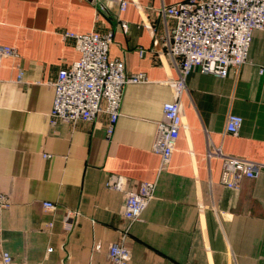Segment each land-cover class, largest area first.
I'll list each match as a JSON object with an SVG mask.
<instances>
[{"label": "crops", "instance_id": "crops-1", "mask_svg": "<svg viewBox=\"0 0 264 264\" xmlns=\"http://www.w3.org/2000/svg\"><path fill=\"white\" fill-rule=\"evenodd\" d=\"M118 1L0 0V46L19 54L0 59V191L10 199L0 210V254L42 264H108V246L127 225L123 192L105 185L120 174L128 189L155 183L129 228L130 264H264V169L231 189L220 183V158L207 157L208 147H217L264 162V27L253 32L247 61L224 78L199 70L186 76L182 126L171 161L159 170L151 150L155 122L163 102L175 98L178 72L163 43L173 22L154 10L183 0H127L124 10ZM108 30V58L123 59L128 72H143L147 81L125 86L110 137L104 114L51 125V82L80 56L61 32ZM228 113L243 118L237 134L225 132ZM46 200L57 208L43 207ZM73 210L74 227L65 221Z\"/></svg>", "mask_w": 264, "mask_h": 264}, {"label": "built area", "instance_id": "built-area-1", "mask_svg": "<svg viewBox=\"0 0 264 264\" xmlns=\"http://www.w3.org/2000/svg\"><path fill=\"white\" fill-rule=\"evenodd\" d=\"M124 10L127 0H119ZM156 15L166 24L163 43L167 54L176 66L178 78L173 79L175 98L162 104V115L155 122L151 150L159 154V170L165 169L171 161L179 131L182 126L180 93L185 86L186 76L199 70L218 77H225L231 69H237L248 59L252 34L264 27V0H183L156 8ZM126 31L128 24L120 22ZM155 27H152L153 34ZM63 39H72L79 51V58L59 69L51 82L54 97L48 120L51 125L57 121H94L98 115L107 118L106 135L112 136L121 115V103L127 84L147 81L145 73H131L126 70L123 59L108 58V47L112 42L113 31L75 33L61 32ZM141 54L144 52L140 50ZM15 47L0 46V59L18 56ZM263 69H260L262 72ZM17 81L23 73L20 69ZM243 118L228 113L225 132L237 134ZM46 154H44L45 156ZM216 156L221 160L220 183L231 189H238L245 178H256L264 169V162L226 154L221 149L208 147L207 157ZM108 188L123 192L122 215L125 229L117 241L107 249L108 264H130L131 253L126 244L129 228L139 220L142 212L154 196V181H140L130 189L127 180L120 174H111L105 184ZM9 197L0 191V210L8 208ZM43 207L55 210L56 204L43 201ZM78 210L65 216L70 226L77 223ZM48 226L51 223L47 224ZM99 248V244L96 245ZM0 264H42L39 261L14 260L11 253L3 250Z\"/></svg>", "mask_w": 264, "mask_h": 264}]
</instances>
